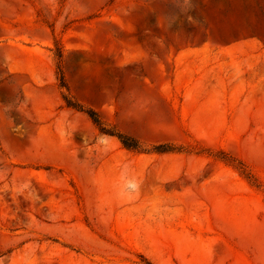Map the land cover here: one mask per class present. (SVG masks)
<instances>
[{
	"label": "rangeland",
	"instance_id": "obj_1",
	"mask_svg": "<svg viewBox=\"0 0 264 264\" xmlns=\"http://www.w3.org/2000/svg\"><path fill=\"white\" fill-rule=\"evenodd\" d=\"M0 264H264V0H0Z\"/></svg>",
	"mask_w": 264,
	"mask_h": 264
},
{
	"label": "trees",
	"instance_id": "obj_2",
	"mask_svg": "<svg viewBox=\"0 0 264 264\" xmlns=\"http://www.w3.org/2000/svg\"><path fill=\"white\" fill-rule=\"evenodd\" d=\"M59 81H60L61 87L67 88V83H66L65 77L62 74V72L60 74ZM64 98L67 101L69 106L77 108L76 107L77 105H75V103L72 102V99L70 97L65 95ZM86 112L90 116V118L93 120V122L99 127V130L101 132L110 133V131L105 129L106 127L103 124V122L101 121L100 117L98 116V113H97L96 110H94L92 108H88V109H86ZM110 134H113V133H110ZM118 137H119L120 141L123 143L124 146H126L128 148H132V149L138 150V148H139L138 143L135 142V140L131 139V137H129V136L125 135V134H119ZM154 150H155V152L163 153V152L175 151V150H180V149H178V147H174L172 145L162 144V145L156 146L154 148ZM245 173H246V171H245ZM246 174L251 177L249 172H247Z\"/></svg>",
	"mask_w": 264,
	"mask_h": 264
}]
</instances>
